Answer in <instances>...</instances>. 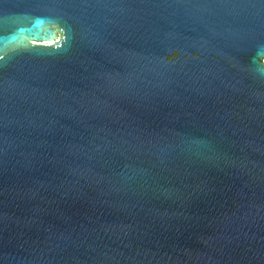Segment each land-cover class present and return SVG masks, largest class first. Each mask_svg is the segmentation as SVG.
<instances>
[{
	"label": "water",
	"instance_id": "obj_1",
	"mask_svg": "<svg viewBox=\"0 0 264 264\" xmlns=\"http://www.w3.org/2000/svg\"><path fill=\"white\" fill-rule=\"evenodd\" d=\"M0 264H264V0H0Z\"/></svg>",
	"mask_w": 264,
	"mask_h": 264
}]
</instances>
